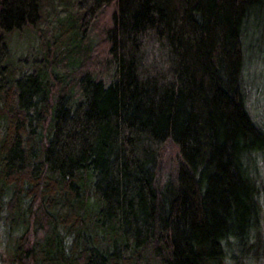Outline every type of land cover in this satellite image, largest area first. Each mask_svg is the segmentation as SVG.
Masks as SVG:
<instances>
[{"label": "trees", "instance_id": "16d2710c", "mask_svg": "<svg viewBox=\"0 0 264 264\" xmlns=\"http://www.w3.org/2000/svg\"><path fill=\"white\" fill-rule=\"evenodd\" d=\"M261 42L264 0H0L7 264H250Z\"/></svg>", "mask_w": 264, "mask_h": 264}, {"label": "rangeland", "instance_id": "374dc122", "mask_svg": "<svg viewBox=\"0 0 264 264\" xmlns=\"http://www.w3.org/2000/svg\"><path fill=\"white\" fill-rule=\"evenodd\" d=\"M46 33H48V31H46ZM261 44L264 47V42H261ZM100 46V43H98L97 47L99 48ZM246 76L248 87L247 102L249 109L252 115L264 124V51L260 54H252L249 56ZM263 170L261 173L264 186ZM8 231L9 230L0 223V264H7L5 247L8 245V242L11 241V235H9ZM261 231L262 233L259 241L260 250H258L257 257H255L250 264H264V219L262 221Z\"/></svg>", "mask_w": 264, "mask_h": 264}]
</instances>
